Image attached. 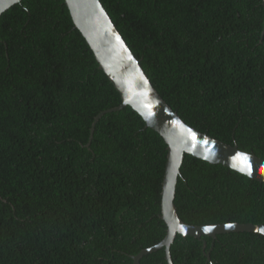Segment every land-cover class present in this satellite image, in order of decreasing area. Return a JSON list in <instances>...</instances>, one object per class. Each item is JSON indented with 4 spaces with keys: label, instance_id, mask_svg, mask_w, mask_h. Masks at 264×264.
<instances>
[{
    "label": "trees",
    "instance_id": "obj_1",
    "mask_svg": "<svg viewBox=\"0 0 264 264\" xmlns=\"http://www.w3.org/2000/svg\"><path fill=\"white\" fill-rule=\"evenodd\" d=\"M100 1L183 121L264 158L262 0ZM121 101L64 0L0 14V264H134L163 239L162 136L126 105L103 113L90 138L95 115ZM180 174L183 221L264 224V182L188 153ZM170 254L173 264H264V235L177 233ZM140 264H167L164 248Z\"/></svg>",
    "mask_w": 264,
    "mask_h": 264
},
{
    "label": "water",
    "instance_id": "obj_2",
    "mask_svg": "<svg viewBox=\"0 0 264 264\" xmlns=\"http://www.w3.org/2000/svg\"><path fill=\"white\" fill-rule=\"evenodd\" d=\"M20 0H0V14ZM70 17L92 50L95 59L121 96L119 105L97 113L92 122L90 138L99 117L106 112L130 105L147 126L162 136L167 144V158L161 189V218L167 225L162 240L130 255L134 264H140L143 255L164 248L167 264H173L170 246L177 233L201 238L230 231L256 232L263 223L224 222L190 224L183 221L174 203L175 191L184 154L188 153L214 164H223L252 179L264 182V158L240 149L236 144L223 142L187 124L160 96L146 75L139 59L131 51L100 0H64ZM264 5V0H262ZM264 32V31H263ZM262 32V34H263ZM195 134V139H193ZM90 141L88 142V144ZM246 156L247 160L239 159ZM229 225L231 227H229ZM205 228L211 229L204 231ZM183 229V231H181ZM207 242L203 241V250ZM207 261L211 262L209 253Z\"/></svg>",
    "mask_w": 264,
    "mask_h": 264
},
{
    "label": "snow or ice",
    "instance_id": "obj_3",
    "mask_svg": "<svg viewBox=\"0 0 264 264\" xmlns=\"http://www.w3.org/2000/svg\"><path fill=\"white\" fill-rule=\"evenodd\" d=\"M196 137H195V134H193V139H195ZM239 159H242V160H247V157L246 156H240V157H238ZM229 227H231L230 225H229ZM211 229H209V228H205L204 229V231H210ZM181 231H183V229H181ZM257 231H259V232H261V233H264V227H262V228H259V229H257Z\"/></svg>",
    "mask_w": 264,
    "mask_h": 264
}]
</instances>
